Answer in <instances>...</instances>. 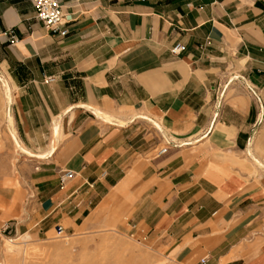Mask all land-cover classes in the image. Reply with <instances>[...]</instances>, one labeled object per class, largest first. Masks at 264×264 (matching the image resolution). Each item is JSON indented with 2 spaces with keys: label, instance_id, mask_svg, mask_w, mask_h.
Listing matches in <instances>:
<instances>
[{
  "label": "crops",
  "instance_id": "obj_1",
  "mask_svg": "<svg viewBox=\"0 0 264 264\" xmlns=\"http://www.w3.org/2000/svg\"><path fill=\"white\" fill-rule=\"evenodd\" d=\"M60 2L65 35L30 0H0L4 111L43 155L37 219L74 220L124 190L130 221L191 259L264 264V121L246 87L264 98V0Z\"/></svg>",
  "mask_w": 264,
  "mask_h": 264
},
{
  "label": "rangeland",
  "instance_id": "obj_2",
  "mask_svg": "<svg viewBox=\"0 0 264 264\" xmlns=\"http://www.w3.org/2000/svg\"><path fill=\"white\" fill-rule=\"evenodd\" d=\"M4 82L0 75V264H201L199 257L191 259L130 221L124 190L117 191L120 203L108 202L97 211L90 204L77 219H37L41 194L33 183L39 158L25 155L12 139L17 137L4 111L10 100ZM63 138L59 130L52 142L56 146ZM56 225L62 235L56 234Z\"/></svg>",
  "mask_w": 264,
  "mask_h": 264
},
{
  "label": "built area",
  "instance_id": "obj_3",
  "mask_svg": "<svg viewBox=\"0 0 264 264\" xmlns=\"http://www.w3.org/2000/svg\"><path fill=\"white\" fill-rule=\"evenodd\" d=\"M34 12L35 18L42 24V26L50 33L57 35H65L68 32V29L64 26L68 21V17L64 13L62 4L60 0H30ZM7 39L9 42H14L16 40V36L12 34V32H5ZM184 48L183 45L175 44L171 48V52L174 54L179 53ZM52 80L51 78H47L46 81ZM225 86V85H224ZM246 87L254 97L259 112V119L256 123H260L264 121V98L250 85L246 84ZM224 87L219 92V99L223 94ZM166 152V147H161L156 151V155H160ZM72 177V172L65 170L61 173L59 181L62 184L68 178ZM57 235L63 234V228L60 225H56L54 227ZM204 262V258L200 259V263Z\"/></svg>",
  "mask_w": 264,
  "mask_h": 264
},
{
  "label": "bare ground",
  "instance_id": "obj_4",
  "mask_svg": "<svg viewBox=\"0 0 264 264\" xmlns=\"http://www.w3.org/2000/svg\"><path fill=\"white\" fill-rule=\"evenodd\" d=\"M6 94H7V91H6ZM96 114V113H95ZM110 117V116H109ZM106 118V117H105ZM107 119V118H106ZM108 120V119H107ZM10 121V120H9ZM12 135V134H11ZM12 139L14 140V142H18L17 139L15 138L14 135H12ZM52 144V143H51ZM54 144V143H53ZM24 153L28 154V155H31V156H35V157H42L43 155L41 154H34V153H31L29 152L28 150L24 149L23 147L20 146V144L18 143V146ZM48 151V150H47ZM9 248V247H8ZM10 249V248H9Z\"/></svg>",
  "mask_w": 264,
  "mask_h": 264
}]
</instances>
